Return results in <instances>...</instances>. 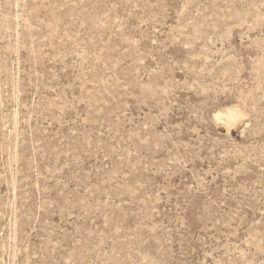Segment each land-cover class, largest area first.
<instances>
[{"label":"rangeland","instance_id":"374dc122","mask_svg":"<svg viewBox=\"0 0 264 264\" xmlns=\"http://www.w3.org/2000/svg\"><path fill=\"white\" fill-rule=\"evenodd\" d=\"M0 264H264V0H0Z\"/></svg>","mask_w":264,"mask_h":264},{"label":"bare ground","instance_id":"6f19581e","mask_svg":"<svg viewBox=\"0 0 264 264\" xmlns=\"http://www.w3.org/2000/svg\"><path fill=\"white\" fill-rule=\"evenodd\" d=\"M235 114H236V111L234 109H228L226 110V112L216 111L214 115L217 118H220L222 115H225V117L228 119V118L234 117Z\"/></svg>","mask_w":264,"mask_h":264}]
</instances>
